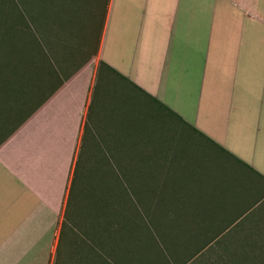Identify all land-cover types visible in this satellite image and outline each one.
Instances as JSON below:
<instances>
[{"label":"crops","instance_id":"0c3cea01","mask_svg":"<svg viewBox=\"0 0 264 264\" xmlns=\"http://www.w3.org/2000/svg\"><path fill=\"white\" fill-rule=\"evenodd\" d=\"M61 10L36 41L0 48V264H57L78 168L103 175L99 198L117 203L112 220L80 223L88 238L73 209L70 264H200L209 248L259 246L246 238L264 215V0ZM146 117L166 140L177 130L189 170L152 176L127 208L126 182L107 169L150 167Z\"/></svg>","mask_w":264,"mask_h":264},{"label":"rangeland","instance_id":"374dc122","mask_svg":"<svg viewBox=\"0 0 264 264\" xmlns=\"http://www.w3.org/2000/svg\"><path fill=\"white\" fill-rule=\"evenodd\" d=\"M100 1L101 4H104L107 3L108 0ZM12 3H14V5L21 6L28 20L30 21V23L33 24L34 27H36L37 30L39 29V26L43 27V35L46 29H48V25L44 23L45 17H51L53 18V23L59 24L61 22V18L64 17V14H59L62 11L61 8L64 9V11H68L71 13L73 12V0H0V13L1 10H6L4 7L7 4L9 5ZM47 13L49 14L48 16ZM58 17L61 18L59 19ZM55 18L56 20L54 21ZM143 120L145 121L147 119H139L140 122ZM146 122L151 128L154 126V124L150 120H147ZM140 131L141 133H143L145 130L140 128ZM150 131L153 133L152 135L148 132L150 139H153L152 143L145 141L141 133L139 136V139H141L140 141L145 143L143 144V151L141 152V163L143 165L150 166L148 168H152L151 172L154 176L162 177L164 174L167 176V172H170L171 175H173L175 178H181L187 175V173H185L184 171H188L189 169H186V167H182L183 160L179 161V159H183V157H181V153L179 151H176L178 150L176 146L180 145L176 141L175 134L177 130L174 128L171 129L170 135L168 136V140H166L165 130H163L161 126L160 129L155 127L153 130ZM198 159H200V157L197 156V160ZM169 164H173L174 166H172L171 168L169 167ZM146 169L147 168L107 169V174L110 175V172L112 170H115V173L117 174L115 176L117 178H115L114 180L118 183H120V179H123L125 182H128L130 179L137 181L140 176H142V178L140 179L143 180L147 176V174L151 175L150 172H145ZM94 170L95 169H90L88 181L86 177L87 174L83 172V169L78 168L77 170L73 196L68 209L67 216L68 221L71 223L72 230L66 227L63 232L60 256L58 258L57 264H70L71 254L73 253V212L75 213L76 209L82 211V213L77 216L78 234H81L85 238H88L85 236V233L83 232L84 228L82 225H80V223L85 224V222H87V215L92 213L96 205H99L102 208L106 207L104 200L100 199L99 197L101 196L102 191L110 190L111 187L110 185H103L99 181L100 178L101 180L103 179V175L95 176ZM183 180L184 178H181V182ZM143 185L144 186L140 189L141 193L149 192L148 189L150 188V185H145L144 183ZM158 187H162L160 183ZM73 209L75 211H73ZM255 214L251 213L249 216L246 217V220L251 219L250 217ZM262 221L263 222L260 225L254 228L255 231H251L249 233L250 237L246 238L248 239L247 243H253L255 240H257L255 243L259 244V246L245 248H209L206 249L205 253L203 254L205 257L204 260L202 256L199 260V263L201 264L205 262V264H264V215ZM70 242H72V247L69 246ZM193 250L194 249H188V254L191 253Z\"/></svg>","mask_w":264,"mask_h":264},{"label":"trees","instance_id":"16d2710c","mask_svg":"<svg viewBox=\"0 0 264 264\" xmlns=\"http://www.w3.org/2000/svg\"><path fill=\"white\" fill-rule=\"evenodd\" d=\"M7 3V2H6ZM6 10H1L0 13V48H17L21 46H25V44L32 43L33 41L37 40L35 28L32 23L28 20L25 12L19 5H14L12 4H7L4 7ZM143 119V118H142ZM147 120H150L154 126L151 128L148 126V123L146 122L147 120H143L140 123V128L144 129L145 131L142 134L143 139L149 143L153 142V139H150L149 133L153 135V133L150 130H153L155 127L160 129V120L156 118H149L146 117ZM142 126V127H141ZM150 128V129H148ZM149 132V133H148ZM141 136V137H142ZM143 143V142H142ZM145 144V143H143ZM142 169V168H141ZM148 169V170H147ZM145 172H150L151 175L147 174V176L141 180L134 181L133 179H130L128 182H126L125 185L120 184L119 191H123L127 199H125L123 202L125 204V207H131L134 204V201L132 199H128L129 193H134V192H139L141 191L140 189L145 185H149L150 178L154 175H152V168H147ZM77 174V173H76ZM117 175L116 173H114ZM142 174V173H141ZM165 176V174L163 175ZM142 178V176H140ZM76 175L73 181V190H74V183H75ZM147 180V181H145ZM149 190V189H148ZM73 196V191L71 194V199L69 200L68 207L70 206L71 200ZM109 202V205L106 204V208H109L108 212L107 210H104L101 206L96 205L95 209L92 211L94 214H104V216L111 215L113 218H115V212L113 208L115 207L117 201H104ZM139 203L141 204H147L148 205V200H138ZM114 204V205H113ZM67 216H68V210H67ZM110 216L111 220L112 217ZM105 223L111 224L110 221H96V224L102 225ZM95 224V223H94ZM126 224H129L127 221Z\"/></svg>","mask_w":264,"mask_h":264}]
</instances>
